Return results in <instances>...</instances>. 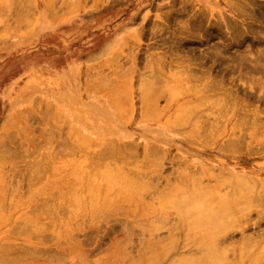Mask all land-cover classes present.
Here are the masks:
<instances>
[{
    "label": "rangeland",
    "instance_id": "rangeland-1",
    "mask_svg": "<svg viewBox=\"0 0 264 264\" xmlns=\"http://www.w3.org/2000/svg\"><path fill=\"white\" fill-rule=\"evenodd\" d=\"M61 1L0 0V264H262L264 0Z\"/></svg>",
    "mask_w": 264,
    "mask_h": 264
},
{
    "label": "bare ground",
    "instance_id": "bare-ground-1",
    "mask_svg": "<svg viewBox=\"0 0 264 264\" xmlns=\"http://www.w3.org/2000/svg\"><path fill=\"white\" fill-rule=\"evenodd\" d=\"M12 1H13V0H12ZM60 1H61V0H59V2H60ZM74 1L77 2L76 0H74ZM61 2H62V1H61ZM61 2H60V3H61ZM66 2H67V1H66ZM66 2H65V3H66ZM70 2H71V1H70ZM52 3H53V2H52ZM55 3H56V1H55ZM57 3H58V2H57ZM63 3H64V2H63ZM68 3H69V0H68ZM68 3H67V4H68ZM73 4H75V3H73ZM52 5H53V4H52ZM52 5H51V6H52ZM68 5H69V4H68ZM4 6H5V5H4ZM53 6H54V5H53ZM74 6H76V5H74ZM73 8H74V7H73ZM53 9H54V8H53ZM56 9H57V8H56ZM56 9H55V10H56ZM69 10H70V9H69ZM65 11H66V10H65ZM63 12H64V11H63ZM56 14H57V13H56ZM60 18H61V17H60ZM216 25H217V24H216ZM258 32H259V31H258ZM252 33H253V32H252ZM253 34H254V33H253ZM262 42H263V40H262ZM247 48H248V47H247ZM262 48H263V47H262ZM262 48H261V49H262ZM257 49H258V48H257ZM261 49H259V50H261ZM252 50H253V49H252ZM252 50L250 49V51H252ZM246 51H247V49H246ZM250 51H249V52H250ZM263 51H264V50H263ZM247 52H248V51H247ZM257 52H258V50H257ZM250 53H252V52H250ZM250 53H249V54H250ZM259 53H261V52H259ZM259 53H258V55H259ZM242 54H243V53H242ZM261 54H262V53H261ZM263 54H264V53H263ZM247 55H248V54H247ZM254 55H255V54H254ZM239 56H241L240 53H239ZM239 56H238V57H239ZM245 56H246V54H244V57H245ZM253 57H254L253 59L255 60V62H254V60H253V62H254L253 65H251L252 63L250 64V62L252 61V59L247 60V61H250L249 63L246 62L247 65L249 64V65L251 66V68H253V69H257V66H260V68H262V69L264 70V68H263V67H264V63H263V61H264V55L260 56V58H255V56H253ZM258 57H259V56H258ZM235 58H236V57H235ZM245 58H247V57H245ZM245 58H243V60H241V61H245V60H244ZM240 59H242V57H241ZM240 59H239V60H240ZM261 62H262V64H260ZM241 63H242V62H241ZM244 63H245V62H243L242 64H244ZM258 63H259V64H258ZM239 66H241V65L239 64ZM250 66H249V68H250ZM247 67H248V66H247ZM236 68H237V67H236ZM240 68H241V67H240ZM244 68H246L245 65H244ZM244 68H243V69H244ZM249 68L246 69V70H249ZM243 69H242V70H243ZM253 69H252V70H253ZM252 70H251V72H252ZM259 70H260V69H258V71H259ZM256 72H257V71H256ZM259 72H261L262 75H264L263 72H262L261 70H260ZM246 73H247V71H246ZM253 73H254V70H253ZM248 74H250V73H248ZM248 74H247V75H248ZM257 74H258V73H257ZM262 75H261V76H262ZM254 76H255V75H253V77H254ZM251 77H252V76H251ZM253 77H252V78H253ZM256 77H257V76H256ZM262 77H263V76H262ZM262 77H261V78H262ZM249 79H250V78H249ZM262 79H263V81H262V83H259V85L261 84V85L263 86V84H264V78H262ZM260 81H261V80H260ZM100 83H102V81H101ZM104 83H105V82H104ZM251 83H253V82H251ZM256 84H257V83H256ZM253 85H254V84H253ZM148 86H149V85H148ZM119 87L121 88V86H119ZM107 88H108V87H107ZM107 88H106V89H107ZM120 88H119V89H120ZM144 88H145V87H144ZM144 88H143V89H144ZM148 88H149V87H148ZM157 88H158V87H157ZM159 88H161V87H159ZM178 88H179V87H178ZM182 88H183V87H182ZM124 89H125V88H124ZM152 89H153V88H152ZM254 89H255V88H254ZM145 90H146V89H145ZM121 91H122V90H121ZM142 91H143V90H142ZM151 91H152V90H151ZM71 92H72V89L66 91V95L69 97V98H67L68 101H72L73 98H74V96L71 95ZM125 92H126V91H125ZM125 92H124V93H125ZM124 93H123V94H124ZM155 93H156V92H154V94H155ZM260 93H261V92H260ZM260 93H259V94H260ZM118 94H120V93H118ZM123 94H122V95H123ZM150 94H152V93H150ZM150 94H148V95H150ZM126 95H127V94H126ZM257 95H258V94H257ZM260 96H261V95H260ZM142 97H143V96H142ZM154 97H156V96H154ZM154 97H153V99H154ZM121 98H123V97H121ZM148 99H149V98H148ZM257 99H258V98H257ZM73 101H74V100H73ZM55 102H56V101H55ZM37 103H38V102H37ZM41 103H42V102H41ZM41 103H40V104H41ZM150 103H151V102H150ZM41 106H42V105H41ZM43 107H44V106H43ZM47 107H48V106H47ZM50 108H51V107H49V109H50ZM44 109H47V108H44ZM152 109H153V108H152ZM46 111H49V110H46ZM51 111H52V110H51ZM152 111H153V110H152ZM19 114H20V113H19ZM27 115H28V114H27ZM27 115H26V117H24V118H27ZM30 116H31V115H30ZM72 116H74V115H72ZM182 116H183V115H182ZM47 117H48V116H47ZM149 117H150V116H149ZM32 118L34 119V117H32ZM180 118H181V117H180ZM185 118H186V117H185ZM27 119H28V118H27ZM38 119H39V118H38ZM48 119H49V118H48ZM48 119H47V120H48ZM44 120H45V119H44ZM49 120H52V119L50 118ZM61 120H63V119L61 118ZM61 120H60V121H61ZM27 121H28V120H27ZM58 121H59V120H58ZM64 121H65V119H64ZM64 121H62L63 124H64ZM76 121H77V120H76ZM78 121H79V120H78ZM78 121H77V123H78ZM177 121H178V120H177ZM181 121H182V120H181ZM241 121H244V120H241ZM50 122H51V121H50ZM185 122H186V121H185ZM185 122H184V123H185ZM239 122H240V121H239ZM18 123H19V122H18ZM28 123H30V122H28ZM47 123H48V122H47ZM15 124H17V123H15ZM45 124H46V122H45ZM49 124H52V123H49ZM55 124H56V123H55ZM63 124H62V125H63ZM182 124H183V123H182ZM18 125H19V124H18ZM53 125H54V124H53ZM6 126H7V125H6ZM54 126H55V125H54ZM63 126H64V125H63ZM66 126H67V125H66ZM66 126H65V127H66ZM13 127H15V126H13ZM17 127H18V126H17ZM33 127H34V126H33ZM60 127H62V126H60ZM18 128H19V127H18ZM62 128H63V127H62ZM69 128H70V127H69ZM22 129H23V128H22ZM33 129H34V128H33ZM59 129H60V128H59ZM59 129H58V130H59ZM20 130H21V129H20ZM34 130H35V129H34ZM36 130H37V129H36ZM43 130H44V129H43ZM69 130H70V129H69ZM10 131H11V130H10ZM26 131H28V130H26ZM30 131H31V130H30ZM37 131H38V130H37ZM44 131H45V130H44ZM42 132H43V131H42ZM9 133H10V132H9ZM40 133H41V132H40ZM19 134L22 135L21 133H19ZM30 134H31V133H30ZM41 134H42V133H41ZM43 134H44V132H43ZM51 134H52V133H51ZM51 134H49V135H50V138L52 137ZM10 135H11V134H10ZM45 135H46V133H45ZM49 135H48V136H49ZM52 135H53V134H52ZM68 135H70V131H68ZM75 135H76V134H75ZM12 136H13V135H12ZM48 136H47V137H48ZM71 136H72V135H71ZM73 136H74V135H73ZM4 137H5V136H4ZM9 137H10V136H9ZM31 138H32V137H31ZM73 138H74V137H73ZM32 140H33V139H32ZM34 140H35V139H34ZM34 140H33V142H34ZM50 140H51V139H50ZM75 140H77V137L75 138ZM14 141H15V140H14ZM41 141H42V140H41ZM48 141H49V140H48ZM15 142H16V141H15ZM38 142H39V141H38ZM76 142H77V141H76ZM76 142H75V144H76ZM22 143H23V142H21V144H22ZM0 144H2V143H0ZM17 144H19V143L17 142ZM44 144H45V143H44ZM75 144H74V145H75ZM107 144H108V143H106L105 145H107ZM124 144H125V143H124ZM124 144H123V145H124ZM22 145H23V146H26V144H25V145L22 144ZM108 145H109V144H108ZM128 145H129V144H128ZM13 146H14V144H13ZM16 146H17L18 148H20V145H19V146L16 145ZM23 146H22V149H23ZM72 146H73V145H72ZM119 146H120V145H119ZM1 147H2V146H1ZM70 147H71V146H70ZM74 147H75V146H73V149H74ZM105 147H106V146H105ZM151 147H152V146H151ZM11 148H12V147H11ZM29 148H30V147H29ZM29 148H28V149H29ZM39 148H40V147H39ZM78 148H79V147H78ZM109 148H110V147H109ZM111 148H112V147H111ZM111 148H110V149H111ZM122 148H123V147H122ZM149 148H150V147H149ZM13 149H14V148H13ZM16 149H17V148H16ZM20 149H21V148H20ZM22 149H21L20 151H23ZM26 149H27V147H26ZM35 149H36V147H35ZM71 149H72V148H71ZM76 149H77V147H76ZM76 149H75V150H76ZM110 149H109V150H110ZM156 149H157V148H156ZM0 150H1V149H0ZM69 150H70V149H69ZM149 150H151V149H149ZM149 150H148V151H149ZM2 151H3V148H2ZM24 151H25V149H24ZM24 151H23V152H24ZM26 151H27V150H26ZM76 151H77V150H76ZM148 151H147V152H148ZM154 151H156V150H154ZM12 152H13V151H12ZM27 152H28V151H27ZM77 152H78V151H77ZM16 153H18V151H17ZM19 153H20V152H19ZM19 153H18V154H19ZM100 153H101V152H100ZM108 153H109V152H108ZM150 153H151V152H150ZM154 153H155V152H154ZM159 153H160V152H159ZM28 154H29V153H28ZM31 154H32V153H31ZM106 154H107V153H106ZM109 154H110V153H109ZM148 154H149V152H148ZM16 155H17V154H16ZM16 155H15V156H16ZM24 155L27 156L26 153H24ZM153 155H154V154H153ZM158 155H159V154H158ZM22 156H23V155H22ZM26 156H25V157H26ZM28 156H29V155H28ZM30 156H31V155H30ZM95 156H96V155H95ZM103 156H104V154H103ZM106 156H107V155H106ZM108 156H109V155H108ZM111 156H112V155H111ZM41 157H43V156H41ZM99 157H100V155H99ZM109 157H110V156H109ZM152 157H153V156H152ZM154 157H155V156H154ZM22 158H23V157H22ZM22 158H21V159H22ZM27 158H28V157H27ZM47 158H48V157H47ZM95 158H97V156H96ZM106 158L108 159V157H106ZM123 158H124V157H123ZM127 158H128V157H127ZM155 158H156V157H155ZM0 159H1V158H0ZM8 159H9V158H8ZM12 159H13V158H12ZM23 159H24V158H23ZM41 159H42V158H41ZM41 159H40V160H41ZM53 159H54V158H53ZM2 160H3V159H1V161H2ZM19 160H20V159H19ZM40 160H39V162H41ZM42 160H43V159H42ZM44 160H45V159H44ZM104 160H105V159H104ZM123 160H126V159H123ZM20 161L23 162L24 160H20ZM90 161H91V160H90ZM107 161H108V160H107ZM107 161H105V162H107ZM111 161H112V160H111ZM111 161H110V163H111ZM126 161H127V160H126ZM18 162H19V161H18ZM18 162H17V163H18ZM112 162H113V161H112ZM30 163H31V162H30ZM32 163H33V162H32ZM107 163H108V162H107ZM121 163H122V162H121ZM123 163H124V162H123ZM125 163H126V162H125ZM129 163H130V162H129ZM20 164H21V162H20ZM25 164H27V162H26ZM41 164H42V162H41ZM41 164H40V165H41ZM90 164H91V162H90ZM103 164H104V163H103ZM28 165H29V163H28ZM28 165H27V166H28ZM95 165H96V164H95ZM111 165H112V164H111ZM24 166H25V165H24ZM43 166H44V165H43ZM103 166H105V165H103ZM28 167H29V166H28ZM108 167H109V166H108ZM112 167H113V165H112ZM124 167H125V166H124ZM126 167H127V166H126ZM42 168H43V167H42ZM49 168H50V166H49ZM89 168H90V167H89ZM89 168H88V169H89ZM94 168H95V166H94ZM127 168H128V167H127ZM16 169H17V168H16ZM111 169H112V168H111ZM113 169H114V167H113ZM25 170H26V169H25ZM28 170H29V169H28ZM90 170H91V168H90ZM92 170H93V169H92ZM97 170H98V169H97ZM116 170H117V169H116ZM120 170H121V169H120ZM93 171H95V170H93ZM105 171H106V170H105ZM107 171H109V170L107 169ZM13 172H14V171H13ZM99 172H100V171H99ZM14 173H15V172H14ZM106 173H107V172H106ZM17 174H19V173H17ZM22 174H23V172H22ZM108 175H109V174H108ZM111 175H112V174H111ZM111 175H110V176H111ZM15 176H16V175H15ZM21 176H22V175H21ZM42 176H43V175H42ZM125 176H126V175H125ZM139 176L141 177V174H140ZM139 176H138V177H139ZM83 177H85V176H83ZM88 177H89V176H88ZM114 177H115V176H114ZM19 178H23V177H20V176H19ZM38 178H39V177H38ZM115 178H116V177H115ZM17 179H18V178H17ZM85 179H86V178H85ZM18 180H19V179H18ZM35 180H36V179H35ZM94 180H95V179H94ZM130 180H131V179H130ZM20 181H21V180H20ZM82 181H83V180H82ZM86 181H87V180H86ZM88 181H89V180H88ZM105 182H106V181H105ZM115 182H116V181H115ZM20 183H21V182H20ZM20 183H19V184H20ZM22 183H23V182H22ZM117 183H118V182H117ZM23 184H24V183H23ZM106 184H107V183H106ZM143 184H144V183H143ZM243 184H244V183H243ZM21 185H22V184H21ZM146 185H148V183H146ZM193 185H194V184H193ZM244 185H245V184H244ZM148 186H149V185H148ZM148 186H146V187H147V188H146L145 185H144V190H145V188L148 189ZM76 187H77V186H76ZM124 187H125V186H124ZM141 187H142V186H141ZM194 187H196V183H195ZM150 188H151V187H150ZM150 188H149V189H150ZM197 188H198V186H197ZM106 189H107V188H106ZM149 189H148V190H149ZM74 190H75V189H74ZM78 190H79V189H78ZM150 190H151V189H150ZM173 190H174V189H173ZM199 190H200V189H199ZM99 191L101 192V190H99ZM197 191H198V189H197ZM113 192H116V191L114 190ZM172 192H173V191H172ZM177 192H178V191H177ZM79 193H80V191H79ZM123 193H124V192H123ZM163 193H164V192H163ZM196 193H197V192H196ZM200 193H201V194H199V192L197 193V195H198V194L200 195V196H197V197H199V198L201 197V195H202L203 192H201V190H200ZM70 194H71V193H70ZM74 194H75V192H74ZM82 194H83V193H82ZM117 194H118V193H117ZM77 195H78V193H77ZM160 195H162V194H160ZM78 196H79V195H78ZM107 196H109V195H107ZM83 197H84V195H83ZM163 197H164V196H163ZM73 198H74V196H73ZM164 198H167V197H164ZM164 198H161V200H163ZM195 198H196V197H195ZM199 198H197V204L199 203V205H201V203H204V202H203L204 200H203V198H201V199H202V202L199 200V201L201 202V203H200V202H198V199H199ZM79 199H80V198H79ZM84 199H85V197H84ZM192 199H193V198H192ZM89 200H90V199H89ZM92 200H93V197H92ZM94 200H95V199H94ZM96 200H98V199H96ZM213 200H214V199H213ZM84 201H85V200H84ZM99 201H100V200H99ZM208 201H209V200H208ZM210 201H211V200H210ZM95 202H97V201H95ZM100 202H101V201H100ZM125 202H126V201H125ZM127 202H128V201H127ZM185 202H186V201H185ZM81 203H82V202H81ZM84 203H85V202H84ZM104 203H105V202H104ZM118 203H119V202H118ZM123 203H124V202H123ZM209 203H210V202H209ZM42 204H43V206L45 205L44 202H42ZM42 204H41V205H42ZM47 204H48V203H47ZM100 204H101V203H100ZM106 204H109V203L107 202ZM163 204H164V202H163ZM207 204H208V202H207ZM62 205H63V204H62ZM114 205H115V204H114ZM122 205H124V204H122ZM122 205H120V207H121ZM199 205H198V206H199ZM205 205H206V204L201 205V206L203 207V206H205ZM211 205H212V204H211ZM235 205H236V204H235ZM84 206H85V204H84ZM106 206H107V205H106ZM201 206H200V207H201ZM209 206H210V205H209ZM124 207H125V206H124ZM217 207H218V206H217ZM197 208H198V207H197ZM205 208H206V207H205ZM205 208L203 207L202 209H205ZM213 208H215V206H214ZM220 208H221V207H220ZM190 209H191V208H190ZM199 209H200V208H198V210H199ZM210 209H211V208H210ZM219 210H221V209H219ZM222 210H223V209H222ZM222 210H221L222 213H221V212H220V213H221V216L223 217L224 215H222V214H223L224 211H222ZM214 212L216 213V212H219V211H216V210H215ZM226 212H227V214L229 213L228 211H226ZM234 212H235V211H234ZM205 213H206V212H205ZM211 213H212V211H211ZM220 213H219V214H220ZM236 213H238V212L236 211ZM224 214H225V213H224ZM75 215H76V214H75ZM75 215H74V216H75ZM77 215H78V214H77ZM217 215H218V214H217ZM229 215H232V214H229ZM233 215H236V214H233ZM199 216H200V215H199ZM202 216H204V215H202ZM208 216H209V215H208ZM218 216H219V215H218ZM221 216H220V217H221ZM212 217H214V216H212ZM222 217H221V218H222ZM204 218L207 219V217L205 216V217H203L202 220H204ZM206 219H205V220H206ZM212 219H214V218H212ZM215 219L217 220V222H218L219 220H221V219H219V217H217V218H215ZM215 219H214V220H215ZM216 220H215V221H216ZM223 220H224V219H222V221H219V222H223ZM206 221H207V220H206ZM206 221H205V222H206ZM71 222H72V221H71ZM202 222H203V221H202ZM73 223H74V222H73ZM208 223H209V222H208ZM211 223H212V224H213V223L215 224L216 222L212 221ZM211 223H210V224H211ZM216 224H217V223H216ZM222 224H226V222H225V223H222ZM222 224H220V225H221V226H224V225H222ZM24 225H25V224H24ZM24 225H23V226H24ZM203 225H204V224H203ZM217 225H219V224H217ZM201 226H202V225H201ZM204 226H206V225H204ZM24 227H26V226H24ZM24 227H23V228H24ZM217 228H218V227H217ZM66 229H67V228H66ZM18 230H19V229H18ZM21 230H22V229H21ZM21 230H19V231H21ZM211 232H212V231H211ZM38 233H39V232H38ZM24 234H25V233H24ZM69 235H70V234H69ZM74 235H75V234H74ZM260 235H261V237L259 236V238H261V241H263V240H264V234H260ZM36 236H37V235H36ZM36 236H35V238H36ZM221 236L223 237V235H221ZM29 238H30V237H29ZM69 238H70V237H69ZM218 240H219V237L216 238V241H215V242L218 243ZM220 240H221V238H220ZM220 240H219V241H220ZM243 240H244V238H243ZM40 241H41V240H40ZM245 241H246V240H245ZM75 242H76V240H75ZM81 242H82V241H81ZM158 243H159V242H158ZM211 243H212V242H211ZM242 243H243V241H242ZM213 244H214V243H213ZM213 244H212V245H213ZM218 244H219V246H220V243H218ZM249 244H250V243H249ZM154 245H155V244H154ZM247 245H248V244H247ZM214 246H216V245H214ZM214 246H212V247H214ZM0 247H1V246H0ZM210 247H211V246H210ZM220 247H221V246H220ZM221 248H222V247H221ZM249 248H250V247H249ZM3 249H4V248H3ZM169 249H170V248H169ZM219 249H220V248L218 247V249H217V246H216V249H214V251H216V252H220ZM228 249H229V248H228ZM228 249H227V250H228ZM231 249H232V251H231L232 254L236 256V255L238 254V251L240 250V247H239V250H237L236 248H234V249H233V248H230V250H231ZM222 250H223V249H222ZM222 250H221V251H222ZM225 250H226V249H224V251H225ZM242 250H243V249H242ZM209 251H210V249H209ZM212 251H213V250H212ZM224 251H222V252H224ZM228 251H229V250H228ZM24 252H25V251H24ZM34 252H35V251H34ZM222 252H221V253H222ZM225 252H227V251H225ZM225 252H224V253H225ZM263 252H264V249H263ZM1 253H2V252H1ZM21 253L23 254V252H21ZM221 253H220V254H221ZM22 254H21V255H22ZM220 254H219V255H220ZM222 254H223V253H222ZM17 255H18L17 257H20V256H21L20 254H17ZM19 255H20V256H19ZM24 255H25V254H24ZM219 255H217V256H219ZM253 255H254V253H251V254L249 253V254H246V255H245V254H243V252L240 251V257H242V260H245V263H246V260H250V259L253 257ZM263 255H264V254H263ZM210 256H211V255H210ZM225 256H226V255H225ZM259 256H260V255L258 254V256H256V257L258 258ZM1 257H2V256H1ZM22 257H23V255H22ZM215 257H216V256H215ZM227 257H228V256H227ZM233 257H234V256H233ZM233 257H232V258H233ZM256 257H255V258H256ZM262 257H263V256H262ZM20 258H21V257H20ZM210 258H211V257H210ZM220 258H221V257H220ZM234 258H235V257H234ZM260 258H261V257H260ZM221 259H223V258H221ZM221 259H220V261H221ZM0 260L2 261V258H1ZM252 260H253V259H252ZM254 260H256V259H254ZM3 261H4V260H3ZM195 261H196V260H195ZM207 261H208V260H207ZM4 262H5V261H4ZM4 262H3V263H4ZM133 262H134V261L132 260V263H133ZM197 262H198V261H197ZM208 262H209V261H208ZM221 262H223V260H222ZM240 262H241V261H240ZM250 262H251V261H250ZM254 262H255V261H254ZM187 263H190V261L187 262ZM192 264H193V263H192ZM262 264H264V262H263Z\"/></svg>",
    "mask_w": 264,
    "mask_h": 264
}]
</instances>
